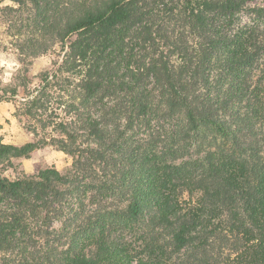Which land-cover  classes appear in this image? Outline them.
Instances as JSON below:
<instances>
[{
  "label": "trees",
  "instance_id": "obj_1",
  "mask_svg": "<svg viewBox=\"0 0 264 264\" xmlns=\"http://www.w3.org/2000/svg\"><path fill=\"white\" fill-rule=\"evenodd\" d=\"M4 1L23 62L63 56L0 140V264H264V6ZM47 145L72 164L4 175Z\"/></svg>",
  "mask_w": 264,
  "mask_h": 264
},
{
  "label": "rangeland",
  "instance_id": "obj_2",
  "mask_svg": "<svg viewBox=\"0 0 264 264\" xmlns=\"http://www.w3.org/2000/svg\"><path fill=\"white\" fill-rule=\"evenodd\" d=\"M254 3L264 6V0H256ZM6 5L12 6L14 3L6 0L1 7ZM7 18L5 12L0 9V140L6 144L21 146L32 142L35 134L29 129L30 123L23 109L20 108V102L27 96L29 90L32 91L40 85L41 75L53 69L55 62L60 61L63 54L56 47L55 51L23 62L14 46L15 37L7 31L8 24L1 23ZM19 76H25L28 87L26 89L19 87L18 93L12 95V88H17L20 82ZM3 95L5 98L1 99ZM58 112L63 114L62 111ZM72 161V156L65 151L56 146L47 145L34 150L27 156L12 159V165L5 167L4 175L10 179H16L23 175L36 174L47 167L64 171L72 164Z\"/></svg>",
  "mask_w": 264,
  "mask_h": 264
}]
</instances>
